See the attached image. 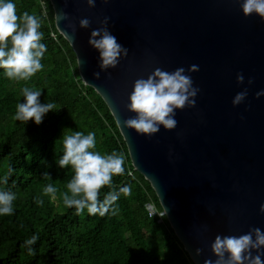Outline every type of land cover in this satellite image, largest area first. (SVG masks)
Masks as SVG:
<instances>
[{"label": "water", "instance_id": "obj_1", "mask_svg": "<svg viewBox=\"0 0 264 264\" xmlns=\"http://www.w3.org/2000/svg\"><path fill=\"white\" fill-rule=\"evenodd\" d=\"M50 2L56 28L76 53L81 79L107 104L134 168L150 182L193 263L216 258L210 245L218 234L264 230V96H256L264 90V19L245 16L238 0H96L91 8L86 0ZM61 9L75 30L57 20ZM105 17L128 55L101 71L88 41ZM82 18L90 20L88 28L79 26ZM191 65L199 68L188 74L200 91L195 107L176 110V128L161 126L149 137L123 126L135 115L126 104L136 79L156 68L187 72ZM238 73L243 84L237 83ZM245 87V101L233 106Z\"/></svg>", "mask_w": 264, "mask_h": 264}, {"label": "trees", "instance_id": "obj_2", "mask_svg": "<svg viewBox=\"0 0 264 264\" xmlns=\"http://www.w3.org/2000/svg\"><path fill=\"white\" fill-rule=\"evenodd\" d=\"M15 3L18 15L28 12L40 19L47 51L43 69L29 80L9 79L0 69V188L17 194L14 214L0 217V264H194L161 215L150 182L134 168L107 104L81 79L76 53L56 28L50 0H43L44 7L37 0ZM24 87L41 90V102L56 105L39 125L13 119ZM64 131H94L96 150L125 155V172L113 180L117 190L128 185L132 192L120 194L114 213L110 207L103 216L87 210L77 214L63 204L72 175L70 167L56 164ZM49 183L58 189L55 199L43 193ZM107 191L101 189V200ZM33 234L39 239L29 254L24 241Z\"/></svg>", "mask_w": 264, "mask_h": 264}, {"label": "clouds", "instance_id": "obj_3", "mask_svg": "<svg viewBox=\"0 0 264 264\" xmlns=\"http://www.w3.org/2000/svg\"><path fill=\"white\" fill-rule=\"evenodd\" d=\"M88 7H95L96 0H86ZM106 4L108 0H103ZM239 7L245 16L255 13L264 19V0H238ZM57 20L69 21V27L75 30L67 12L61 9ZM108 17L99 21L100 27L93 29L89 37V45L98 52V63L101 71L115 68L123 57H127L128 49L118 43L117 38L108 28ZM81 28H88L90 20H79ZM40 19L28 12L17 14L15 0H0V69L3 75L12 80H29L44 67L41 62L47 44L42 42L43 32L40 31ZM197 65H191L187 72L179 67L172 72L156 68L147 78L134 81L132 91L128 96L126 108L135 115L123 121V126L134 129L138 134L151 137L160 131L172 130L177 126L176 110L185 107H195L196 97L200 89L194 86L193 79L188 73L198 71ZM99 78L100 72L94 73ZM237 83H244V75L237 74ZM248 85L253 84L249 78ZM23 102H18L13 119L17 121H34L37 125L43 122L45 114L56 111L53 102L42 103V91L30 87L21 90ZM248 95L245 87L232 99L233 106L243 103ZM257 98L264 96V90L256 93ZM62 154L56 164L59 168H71L72 175L67 181V191L63 195V204L75 209L77 214L87 210L90 215H105L120 198V194L131 195V186L117 187L113 178L124 174L125 155L118 151L102 154L97 148L96 133L88 131L63 132ZM49 175V173H45ZM6 183V181H5ZM109 191L103 194L101 189ZM58 189L49 183L43 187V193L56 197ZM17 194L14 191L0 188V217L12 216L15 212L14 201ZM43 200L37 203L43 204ZM264 213V204L260 205ZM39 239L33 234L24 241L29 254L34 253L31 247ZM211 251L215 259H206L204 264H264V230L251 228L247 233L236 235H216L212 241ZM201 249H196L200 255ZM255 253V254H254Z\"/></svg>", "mask_w": 264, "mask_h": 264}, {"label": "built area", "instance_id": "obj_4", "mask_svg": "<svg viewBox=\"0 0 264 264\" xmlns=\"http://www.w3.org/2000/svg\"><path fill=\"white\" fill-rule=\"evenodd\" d=\"M37 1L40 2V3L42 4V6L44 7L43 0H37ZM149 207H150V204L148 205V209H149ZM149 210H150V209H149ZM154 211H155V210H154ZM154 211L150 210L151 213H154ZM161 215H163V214L161 213Z\"/></svg>", "mask_w": 264, "mask_h": 264}]
</instances>
